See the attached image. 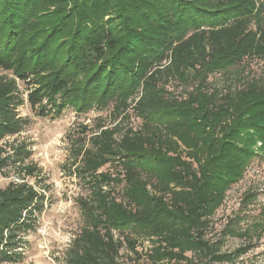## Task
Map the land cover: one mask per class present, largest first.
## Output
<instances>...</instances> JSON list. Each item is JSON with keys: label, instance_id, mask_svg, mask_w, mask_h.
Listing matches in <instances>:
<instances>
[{"label": "trees", "instance_id": "obj_1", "mask_svg": "<svg viewBox=\"0 0 264 264\" xmlns=\"http://www.w3.org/2000/svg\"><path fill=\"white\" fill-rule=\"evenodd\" d=\"M253 57L264 60V0H0V174L21 178L0 186V264L23 259L46 202L23 177L38 170L17 139L26 84L39 116L113 104L121 118L77 145L84 225L65 264H121L125 243L135 264L234 261L206 228L259 156L255 138L264 150V79L227 91L208 80ZM171 79L192 89L177 96ZM130 108L136 128L122 125ZM133 233L152 244L141 262Z\"/></svg>", "mask_w": 264, "mask_h": 264}, {"label": "rangeland", "instance_id": "obj_2", "mask_svg": "<svg viewBox=\"0 0 264 264\" xmlns=\"http://www.w3.org/2000/svg\"><path fill=\"white\" fill-rule=\"evenodd\" d=\"M263 79L264 60L253 57L229 70L211 74L208 81L211 88L227 91ZM167 85L177 96H186L187 91L192 89L191 84H182L177 79H171ZM22 87L26 101L18 110L21 116L30 118V123L17 139L26 142L31 150L29 161L38 169L34 176L23 177L44 191L46 202L34 229L25 233L23 259L17 264H65L66 251L84 225L78 199L87 194V188L79 170L81 161L77 157V145L85 143L88 146L90 135L100 125L111 127L121 118L115 121L113 104L86 112L67 106L60 114L39 116L26 98L31 88L27 84ZM132 111L130 108L131 117L124 120V128H136L141 123ZM255 140L257 142L252 147L259 156L253 158L242 178L228 189L223 204L209 218L206 238L219 246L222 252L235 256L234 261L214 264H264V218L261 214L264 206V150L261 149V139ZM103 169L113 171L115 168L107 164ZM11 180L20 181L21 178L13 171L9 177L0 174V186L7 185ZM249 192L255 197L246 199L245 195ZM257 222L260 224L257 225ZM232 227L240 234H228L227 229ZM133 237L138 241L136 249L145 255L141 262L146 259V252L152 244L135 233ZM242 247L245 250L238 254L237 250ZM119 261L121 264L138 261L137 255L126 243L121 249Z\"/></svg>", "mask_w": 264, "mask_h": 264}]
</instances>
